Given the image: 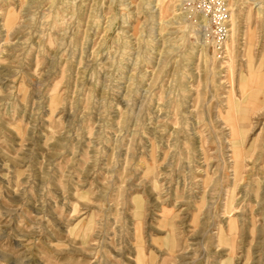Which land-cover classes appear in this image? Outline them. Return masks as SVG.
<instances>
[{
	"label": "rangeland",
	"instance_id": "1",
	"mask_svg": "<svg viewBox=\"0 0 264 264\" xmlns=\"http://www.w3.org/2000/svg\"><path fill=\"white\" fill-rule=\"evenodd\" d=\"M211 4L0 0V264H264V0Z\"/></svg>",
	"mask_w": 264,
	"mask_h": 264
},
{
	"label": "built area",
	"instance_id": "2",
	"mask_svg": "<svg viewBox=\"0 0 264 264\" xmlns=\"http://www.w3.org/2000/svg\"><path fill=\"white\" fill-rule=\"evenodd\" d=\"M197 6L202 12L203 16L205 17H212L214 20L220 19L222 17V14L220 15V12L218 11L217 14L214 13L211 0H196Z\"/></svg>",
	"mask_w": 264,
	"mask_h": 264
},
{
	"label": "bare ground",
	"instance_id": "3",
	"mask_svg": "<svg viewBox=\"0 0 264 264\" xmlns=\"http://www.w3.org/2000/svg\"><path fill=\"white\" fill-rule=\"evenodd\" d=\"M232 21V20H231ZM205 21L203 20L202 21V23H204ZM231 27V26H230ZM233 28H234V24H232V28L230 29V31H231V38L233 37V33H234V30H233ZM230 40V39H229ZM230 42H231V40H230ZM228 43V42H227ZM232 110V109H231Z\"/></svg>",
	"mask_w": 264,
	"mask_h": 264
}]
</instances>
